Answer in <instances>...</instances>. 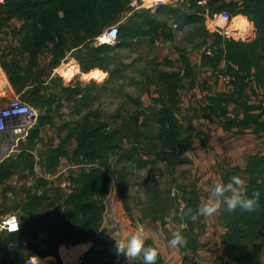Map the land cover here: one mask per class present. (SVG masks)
I'll return each mask as SVG.
<instances>
[{"label": "trees", "instance_id": "obj_1", "mask_svg": "<svg viewBox=\"0 0 264 264\" xmlns=\"http://www.w3.org/2000/svg\"><path fill=\"white\" fill-rule=\"evenodd\" d=\"M8 2L11 8H16L15 13L21 14L25 19L27 35L21 45L23 51L28 53L32 60H35L40 52L50 51L55 59L52 66H58L73 49L84 43L92 45L94 38L101 32L112 25H120L124 20V24L119 27L120 47L131 46L132 42L140 39L173 42L176 38L173 26L162 22L156 14L139 12L128 17L131 13V0H6V3ZM196 7L202 10L197 13L203 16L207 10L211 15L226 12L232 18L245 16L254 24L257 34L254 41L247 43L228 40L219 34L213 35L215 41L209 46L210 54L204 55V59L214 69H218L221 63L225 62L226 68L221 71V75L232 78L233 90L209 96L206 106L201 108V116L205 119L223 120V129L239 137L249 132L264 136V101L259 100L260 95L256 93V88L264 87V0H210L206 7L197 4ZM10 12L11 9L6 11ZM176 13L177 11H174V15ZM194 17V14H181L179 20H191L195 19ZM243 19L233 18L230 23ZM112 48L94 46L93 52L89 53L90 66L85 72L93 69L108 72L104 62ZM175 51L180 56L179 71L169 73L154 69L152 78L149 75L151 79L149 78L146 92L151 96L150 85L159 87L158 97L151 98L156 104L154 107L144 108L143 102L138 101L137 106H141V112L136 113L130 121H124L121 126L116 122L101 120L99 113L95 111H90L77 123L67 124V136L63 144L75 141L76 147L70 158L72 162L78 163L79 171L75 175L72 172L73 175L69 178L76 186V191L69 197L70 211L76 220L64 222L62 230L63 235L72 242H94V246L84 255L82 264H127L123 256H117L114 240L98 237L103 210L99 209L94 199L104 198L109 194L114 176L117 177L116 183L121 197H124L127 191L125 175L115 172L111 166L113 157L134 165L146 166L157 162L165 164L167 175L177 193L172 196L171 192L155 191L162 216L153 217L152 222L161 221L165 224L166 220L170 219L177 224L178 231L187 240L186 245L180 247L184 255L183 264H201L198 256L201 247L198 230L205 227V224L202 222V216L193 221L186 217L184 212L188 209L196 212L202 204L203 192L197 185L182 186L177 180L179 167L190 163L185 157L189 146L186 145L184 127L179 118L182 111L181 91L185 82H189L190 89H193L197 76L196 68L186 51L180 47H176ZM168 64L172 65L169 62ZM8 72L12 82L18 86L21 80L16 77V72ZM115 75L112 72L110 79ZM78 87L77 85L64 89L66 98L82 97ZM254 97L258 98V103L253 102ZM25 100L36 104L45 100V97L39 96V91L35 89V97L28 98V95H25ZM230 106L234 107L232 114ZM143 116L146 119L141 122ZM119 117L118 115L117 118ZM151 123L157 126L155 138L158 149L154 161L141 158L139 148L142 141L150 138L149 133H143L141 130L149 129ZM50 124L48 117L41 118L40 124L28 139L30 147L42 141V128ZM126 141L132 144L128 149L124 147ZM66 156L68 155L64 148H51L43 162L47 174L55 175L61 158ZM34 162L35 156L30 150H23L17 157L1 162L0 187L8 183L19 170L32 173ZM232 175H244L249 179L245 191L249 196L258 194V207L251 213L239 210L228 213L223 208L220 210V217L227 229L222 236L223 249L233 264H261L264 255V154L250 156L246 169L237 170ZM165 196L168 200H162ZM46 200L47 197L42 193L27 203V218L21 224L20 232L6 235L7 240L0 242L5 253L15 249L21 254L22 247L25 246L30 253L28 259L55 257L59 260L58 253L50 249L42 250L38 233L35 232V228L41 224L38 211ZM157 210L155 212H158ZM164 234L170 240L172 232L165 228ZM145 244L157 249V264H166L152 240H146ZM133 264H137V261Z\"/></svg>", "mask_w": 264, "mask_h": 264}, {"label": "rangeland", "instance_id": "obj_2", "mask_svg": "<svg viewBox=\"0 0 264 264\" xmlns=\"http://www.w3.org/2000/svg\"><path fill=\"white\" fill-rule=\"evenodd\" d=\"M153 4L150 1L149 3L147 1V5L138 3V7L131 8V13L128 14V17L134 16L139 12L156 14L162 22H167L173 26L175 40L173 42H166L165 40L154 42L151 39H140L132 42L131 46L123 47H120L118 43L117 46L110 50L108 58L104 62V67L108 69V72L100 69L101 72L99 71L98 75H96L100 77L102 74L103 80L85 79L80 75V73L85 74V71L90 66L87 54L81 53L83 58H78L77 55L80 52H75L68 56L67 61L61 60L58 66H52L55 59L48 52L40 53L35 60L29 61L28 67H26L23 59H17L12 62L14 65L12 69L16 72V77L21 80V83H26L27 85L38 80H43V78L48 81L50 73H55V77L45 87L41 95H39L44 96L45 100L38 101L36 104L28 101L38 111V122L35 129L40 124L41 118L48 117L51 121L50 125L42 128V141L30 147V142L27 139L11 155V157L15 158L23 150H30L35 156L33 172L19 170L8 183L0 187V221L5 216L17 215L23 223L27 218L25 206L29 201L42 193H44L49 201L38 211L41 224L35 228V232L38 233L39 242L43 246L42 250L50 249L52 252L58 253L59 260L55 257H33L40 260L39 262L35 260L36 264H78L79 260L83 259V255L94 246V242L75 243L63 235V223L74 222L76 220L70 211L71 207L69 205V197L76 191V186L70 182L69 178L79 171L78 163L72 162L70 158L76 147L75 141L71 140L63 144L67 136L68 123H77L90 111H95L99 113L101 120L110 123L116 122L118 126H121L124 121H130L136 113L141 112V106H137L138 101L143 102L144 108L154 107L156 104L151 98L158 97L159 87L150 85L151 96L146 92L149 84V75L152 78V71L154 69L169 73L180 70V56L175 51L176 47L184 49L189 55L192 65L196 66L197 78L195 88L198 87V90L202 92V88L205 86V88H212L210 89L211 93L216 94L227 90V83L221 77V71L225 70L226 67L220 65L218 69H214L204 59V55L210 54L209 46L215 41L213 35L219 33L210 29L206 18L202 14L197 13L202 12V10L196 7V3L193 0H174L166 4L162 3V5L158 2L159 6H154ZM174 11H177L176 15H174ZM181 14H194L196 17L191 20H179ZM237 17H243L244 19L234 21L233 23L229 22L227 25L231 34L234 35L233 39L246 43L254 41L257 36L255 32L251 31L254 25L252 26L245 16L239 15L235 18ZM245 29L248 30V33L244 36L243 30ZM87 44L89 45L87 48L88 53H92L94 46L91 43ZM72 60L78 66L76 73L78 75L65 80L60 77L56 70L65 64L69 65ZM168 62L172 65H169ZM12 69L5 67L0 70L6 74V71H12ZM112 72L116 75L113 79H110ZM77 85L82 97L66 98L63 92L64 89ZM189 89L188 82H185V87L181 91L182 104L186 101L190 102L189 99L193 100V97H195ZM256 90V93L260 95L259 100L264 101V87L256 88ZM14 95V93L7 94L8 97H13ZM259 100L258 98H253V102L258 103ZM118 115L120 116L119 118H117ZM147 115H149V112H147ZM187 117L192 118V121H195L196 125L194 127L193 125L188 126L183 120V136L187 141L186 145L189 146V150L194 146L195 150L193 152L197 157L196 151L206 144L209 135L205 130L201 129L202 124L199 118H196L194 112H189ZM141 118V122L146 119L144 116ZM141 131L149 133L150 138L144 142L142 141V145L139 147L140 156L144 160L154 161L156 160L155 153L158 149V142L155 138L157 126L151 123L149 129L142 128ZM262 140L264 142V139ZM131 145L130 141L124 143L126 149L130 148ZM218 146L220 149L218 163L221 169L224 168L222 171L225 170L224 172L226 173L230 166L227 160L231 149H229L226 142ZM58 147L64 148L68 156L61 158L55 175L47 176L44 174L46 173L43 166L44 159L51 148ZM232 159L234 161L233 157ZM110 163L115 172L125 175L127 191L125 196L121 197L117 188V177L114 176L111 181L109 194L104 198L94 199L99 209L103 210V219L98 237L99 239L114 240L112 238L113 235L121 233L130 234L139 231L145 239V236H147L145 225L151 224L154 219L153 217L160 218L162 216L160 212L161 206H159L155 191L157 190L160 193L171 192L172 196H174L177 190L167 175L165 164L161 162L146 166L134 165L128 164L125 161H118L117 157H113ZM199 169L200 167L191 169V165L179 167L177 171L179 185L187 187L198 185L202 177H198V174H195L194 171L197 172ZM210 180L212 181V179ZM42 181L46 183H42ZM162 200H168V198L166 197ZM155 210L158 212H155ZM153 224L155 227L158 225V229H161L164 236L165 228L172 233L179 230L177 229L178 225L170 219H167L165 224H162L161 221ZM157 231L160 232L159 230ZM59 235L61 239H59ZM6 240V234L0 233V242H5ZM81 245H88V250L86 249L71 263L68 259L71 256L75 257L77 254L74 253L75 251L71 252V250L76 246L81 247ZM3 248V246H0V264L28 263L30 253L24 246L22 247L23 251L21 254L17 253L15 249H12L7 254L3 251ZM181 253L183 255L182 250ZM199 261L201 264L204 262L201 257ZM212 264L233 263L229 259L219 257ZM261 264H264V255L262 256Z\"/></svg>", "mask_w": 264, "mask_h": 264}, {"label": "crops", "instance_id": "obj_3", "mask_svg": "<svg viewBox=\"0 0 264 264\" xmlns=\"http://www.w3.org/2000/svg\"><path fill=\"white\" fill-rule=\"evenodd\" d=\"M9 4L10 2L6 3V0H0V69L5 67L7 69H12L14 66L12 62L16 61L17 59H23L26 63V67H28L29 61H31L32 58L28 53L23 51L21 46L24 38L27 35V30L25 28V19L22 17L21 14L13 12L14 10H16V8H11ZM9 9H11V12L6 13V11ZM88 46L89 45L87 43H84L78 48L73 49V51L68 54V56L72 55L73 52H80L77 56L81 59L83 58L81 53H85L89 56L87 50ZM90 48L92 49V47ZM43 52L50 53V51L48 50H44L40 53ZM68 56L63 61H67ZM73 61L74 60H72V62ZM66 66H68V64L63 65L56 70V72L60 75L61 78H63V70ZM193 66L196 68L195 65ZM221 66L226 67L225 62H222ZM98 71L101 72L100 69H93L91 71L86 72L85 74H81L80 72L79 73L85 79L103 80L104 78L101 77L102 74L100 77L96 76L98 75ZM6 74L5 72L3 73L0 70V105L6 104L13 97H21L23 100H25V95H28V98L29 96H32L34 98L35 89H37V91H39V95H41V93L45 90V87L55 77V73H50L48 81L47 79L43 78V80H38L34 83H31L30 85H27L26 83H19V85L16 86L12 82L11 75L8 71H6ZM210 89L212 88H205V86L204 88H202V92L198 90V87L189 89L192 95H194L195 97H193V100H191V98L189 99L191 103L186 101L184 104H182V111L179 117L182 124V121L184 120L188 126L193 125L194 127L196 125L195 121H192V118L187 117V114H189V112H194L196 118H199L202 124L201 129L205 130L209 135L206 144L196 151L197 157L194 155L193 152L195 150L194 146L191 147V150L187 151V153L185 154V157L188 158L190 161V163L187 165H191V169L200 167L199 171H194V173H197L198 177H202L199 181L200 184H196L201 190V192L203 191V197L201 198L202 204L206 203L211 197L212 184L217 181L227 183L233 176L232 174H234L237 170L243 171L246 169L247 161L250 156L264 154V142L262 140L264 139L263 136H257L249 132L246 135L239 137L235 135V133L225 131L223 129V120H219L216 118L205 119L201 116V108L206 106L208 102V97L216 94L211 93L212 91ZM10 93H14L15 95L13 97H8L7 94ZM233 109V106L229 107L231 114L233 113ZM223 142H226L229 149H231L227 160L230 166L228 167V171H226V173L224 172L225 170L222 171L224 168L221 169L218 163V156L220 154V149L218 145H222ZM232 157L234 158V161ZM44 174L50 176L49 174H47V172ZM239 176L245 181L246 190L247 186L249 185V179L244 175ZM210 179H212V181ZM46 202L49 201H44L43 205H45ZM43 207L44 206H42V208ZM202 222L205 224V227H202L198 230L199 242L201 244V247L198 251V256L199 258L201 257L202 260H204L203 264H212V262H214L219 257H224L228 260L222 245V236H224L227 229L223 220L220 217V211L211 217L202 216ZM154 227L155 226L153 222H151V224L149 225H145V228L147 229V236H145V242L146 240L150 239L155 243L166 264H183V255L181 253L180 248H172L168 243L169 240H167V238L163 235L161 229H158V225L155 227V229ZM157 230H159L160 232H158ZM87 248L88 245H81V247L76 246L71 250V252L75 251L74 253H77L76 251H78L79 253L82 250L85 251ZM82 258H84V255ZM75 259L76 256H71L68 260L72 263ZM136 261L137 264H143L142 257H139Z\"/></svg>", "mask_w": 264, "mask_h": 264}, {"label": "built area", "instance_id": "obj_4", "mask_svg": "<svg viewBox=\"0 0 264 264\" xmlns=\"http://www.w3.org/2000/svg\"><path fill=\"white\" fill-rule=\"evenodd\" d=\"M147 1L148 0H131L130 7L136 8V6L138 7V3H141V5H147ZM209 1L210 0H195L196 4L203 8L207 6ZM158 2L161 5L163 3L162 1ZM158 2L153 5L159 6ZM204 17L209 23L208 26L210 29L215 30L228 40L233 39L234 35L231 34L229 27H227L229 22L232 21L230 14L223 12L221 14L211 15L210 11L207 10ZM249 23L254 25L251 22ZM212 26H214V28H212ZM251 31L256 33V29L254 31V26ZM247 33V29L243 30L244 36ZM118 43L119 24H115L95 37L92 45L95 47H115ZM221 77H223L224 82L227 83L226 91L233 90L232 78L230 76ZM37 122L38 111L32 104L23 100L21 97H13L6 104L0 105V163L11 158V155L19 149L23 142L29 139L31 133L37 126ZM21 224V219L17 215H8L0 221V233L6 235L16 234L20 232ZM82 263L83 259H80L78 264ZM27 264H36L35 259L29 260Z\"/></svg>", "mask_w": 264, "mask_h": 264}, {"label": "clouds", "instance_id": "obj_5", "mask_svg": "<svg viewBox=\"0 0 264 264\" xmlns=\"http://www.w3.org/2000/svg\"><path fill=\"white\" fill-rule=\"evenodd\" d=\"M257 207L258 194L254 193L249 196L245 191V181L240 176L234 175L227 183L217 181L212 184L211 197L208 201L201 204L195 213H193L192 209H188L184 212V215L195 221L199 216L211 217L222 208L228 213L237 210L251 213ZM112 238L115 241L117 256H123L127 264H133L141 256L143 264H157V249L151 245L146 246L145 239L139 231L130 234L113 235ZM168 243L172 248H176L185 246L187 240L181 232L176 231L172 233Z\"/></svg>", "mask_w": 264, "mask_h": 264}, {"label": "bare ground", "instance_id": "obj_6", "mask_svg": "<svg viewBox=\"0 0 264 264\" xmlns=\"http://www.w3.org/2000/svg\"><path fill=\"white\" fill-rule=\"evenodd\" d=\"M151 2V3H156L158 1H162L164 4L170 2L171 0H148V2ZM67 65V64H66ZM64 74H63V78L65 79H68V78H71L73 76L76 75L77 71H78V66L76 65V62L73 61L72 63H70L68 66L65 67V69L63 70ZM69 80V79H68ZM84 252V250L80 251L79 253L77 252L76 254V258L79 257V255H81L82 253ZM37 260V259H35ZM40 260H37V262H39Z\"/></svg>", "mask_w": 264, "mask_h": 264}, {"label": "water", "instance_id": "obj_7", "mask_svg": "<svg viewBox=\"0 0 264 264\" xmlns=\"http://www.w3.org/2000/svg\"><path fill=\"white\" fill-rule=\"evenodd\" d=\"M96 243H98V240L96 241Z\"/></svg>", "mask_w": 264, "mask_h": 264}]
</instances>
